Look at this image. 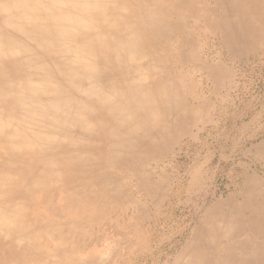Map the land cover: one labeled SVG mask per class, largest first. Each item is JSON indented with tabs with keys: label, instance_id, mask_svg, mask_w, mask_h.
Instances as JSON below:
<instances>
[{
	"label": "rangeland",
	"instance_id": "1",
	"mask_svg": "<svg viewBox=\"0 0 264 264\" xmlns=\"http://www.w3.org/2000/svg\"><path fill=\"white\" fill-rule=\"evenodd\" d=\"M7 1L0 35L25 28ZM115 1L120 41L157 59L93 109L81 177L52 155L36 165L28 264H264V0Z\"/></svg>",
	"mask_w": 264,
	"mask_h": 264
},
{
	"label": "bare ground",
	"instance_id": "2",
	"mask_svg": "<svg viewBox=\"0 0 264 264\" xmlns=\"http://www.w3.org/2000/svg\"><path fill=\"white\" fill-rule=\"evenodd\" d=\"M7 2L27 12L24 29L0 35V254L4 249L19 251L23 264H28L38 255L36 248L26 245L36 236V217L26 223L19 214L28 205L27 197L39 199L29 187L36 165L52 155L70 184L81 177V162L93 157L83 150L85 135L91 132L93 137L101 122L93 109L104 108L107 97L121 94L120 85L146 63L148 53L151 61L157 57L120 41L118 29L123 37L131 29L119 10L111 11L115 0ZM152 3L175 8L172 0ZM82 94L98 103L82 102ZM225 261L204 257L195 264Z\"/></svg>",
	"mask_w": 264,
	"mask_h": 264
}]
</instances>
